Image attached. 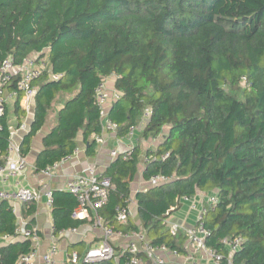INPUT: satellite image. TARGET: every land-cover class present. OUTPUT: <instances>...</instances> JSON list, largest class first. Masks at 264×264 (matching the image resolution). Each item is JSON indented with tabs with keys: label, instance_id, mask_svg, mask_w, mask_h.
<instances>
[{
	"label": "trees",
	"instance_id": "trees-1",
	"mask_svg": "<svg viewBox=\"0 0 264 264\" xmlns=\"http://www.w3.org/2000/svg\"><path fill=\"white\" fill-rule=\"evenodd\" d=\"M34 54L46 56L48 67L32 82L33 116L21 156L48 114L56 115L41 138L36 172L72 154L79 135L86 156L95 155L94 136L102 132L95 89L113 80L120 96L107 116L117 137L139 126L146 109L149 114L133 134L136 145L102 171L113 184L97 210L103 225L142 232L151 245L182 253L185 235L171 234L165 219L182 206L179 197L214 194L218 201L202 221L210 231L205 244L228 264L225 242L240 238L231 264H264V0H0V64L9 55L20 64ZM50 72L61 76L51 79ZM21 99L18 93L12 105L18 126L26 115ZM0 124L3 158L10 143L7 108ZM138 173L146 182L133 194L139 224L129 213L119 224L115 207L128 208ZM153 175L169 180L150 185ZM76 205L70 192L52 190L54 233L94 221L90 214L89 221L73 217ZM34 210V201L22 205L25 229L34 225ZM17 228L11 206L0 201V235L19 238L0 246V264H17L34 250ZM114 250L113 257L78 264L145 258Z\"/></svg>",
	"mask_w": 264,
	"mask_h": 264
},
{
	"label": "built area",
	"instance_id": "built-area-1",
	"mask_svg": "<svg viewBox=\"0 0 264 264\" xmlns=\"http://www.w3.org/2000/svg\"><path fill=\"white\" fill-rule=\"evenodd\" d=\"M48 61L47 57H41L39 54H34L23 59L20 64H15L13 57L11 55L7 56L0 64V118L5 113L6 107L9 101L14 100L18 93H22V100L28 106L32 101L35 89L32 86V82L41 76L45 70H47ZM61 74H55L50 72L51 79H58ZM106 79L101 82L95 89V103L99 109L100 118L102 121V132L100 135L94 136L98 145H102L105 141L103 138V133L105 132H115L116 123L108 118V108L113 99H117L120 94L113 87V80ZM14 83V84H13ZM13 85V87H10ZM149 111L146 109L141 123L139 126H132L129 129L128 136L133 137V134L138 131L143 122L148 117ZM21 129L25 128V124L19 126ZM1 129V124H0ZM10 143L8 147L12 151L18 148L11 143V136L14 134V130L10 128ZM132 148L129 147V149ZM78 148H75L72 154L62 159L60 162L54 164L51 167H47L41 171L45 176H51L52 172L60 163L64 160L76 155ZM119 151L117 149H111L109 154L112 158L118 155ZM167 155V153L165 154ZM128 155L124 156L127 159ZM8 155L5 157L0 156V173L9 172L15 173L25 166L24 157L18 152V158L4 165L1 160H7ZM6 162V161H5ZM169 177L164 175H153L150 177L148 183L150 185H155L157 183L166 182ZM113 187L110 179L103 176L101 172H98L94 166L87 167L85 171L81 173L74 174L66 182L62 190L68 191L76 197L77 205L73 211V217L83 218L85 213L88 215L93 213L95 222L102 230L103 239L99 245H94L88 247L83 253L78 254L77 251L73 250L65 256V261L63 264H78L80 261L92 262L107 259L115 255L114 246L108 241L109 236L117 235L125 240L124 245H119L123 251H128L131 254L142 253L143 256L132 257L127 264H167V259L165 253H172L174 256L183 255V261L179 264H220L222 255L216 252L215 249L208 247L205 244V239L209 236L210 231L203 225V217L210 207H213L218 198L214 194L204 195L203 204L197 211L195 217V223L192 226H184L177 220L165 219L169 232L175 234L177 231L182 230L185 235V241L183 244L182 253H177L166 248L164 245L154 246L149 243V239L142 232H116L109 226L103 225V220L101 216L97 214V210L101 208L107 201L109 189ZM43 195L46 198V205L51 207L52 202V189L49 187L46 181L40 183V190L36 191L30 187H19L15 190H3L0 189V201H7L8 203H15L19 206L30 202L37 201L39 197ZM199 195H201L199 193ZM195 197L182 196L177 199L179 203L190 202L193 205V200ZM207 203L206 205L204 204ZM173 207H171L172 209ZM129 210L127 207L116 206L115 207V219L119 224H124L127 219ZM75 231V228L72 229ZM66 230L57 231L59 234L64 233ZM21 237L24 239H29L32 243L34 250L25 255H21L17 260V264H30L36 248L39 242V235L37 230L32 227L31 229L18 230ZM56 234L51 235L52 240L56 238ZM1 236V235H0ZM4 237V236H2ZM6 237V236H5ZM241 243L240 238H234L231 241H226L225 244L229 250V260L228 264H231L230 256L234 253ZM57 250V244L53 242L50 247V254H54ZM201 252L203 255L207 256L205 260H200L195 256V253ZM164 254V255H163ZM49 262V260H48Z\"/></svg>",
	"mask_w": 264,
	"mask_h": 264
},
{
	"label": "crops",
	"instance_id": "crops-1",
	"mask_svg": "<svg viewBox=\"0 0 264 264\" xmlns=\"http://www.w3.org/2000/svg\"><path fill=\"white\" fill-rule=\"evenodd\" d=\"M13 101H9L7 105V121L11 129L14 130L13 136H11V143L15 148H19V144L22 140L24 134L28 131V126L32 120L33 116V98L32 101L27 106L24 101L20 100V105L26 110V115L22 119L21 124H25V128L21 129L16 123V115L13 110ZM51 113V112H50ZM48 114L45 124L42 128L33 136L30 144L29 152L24 156L25 166L15 173L4 172L0 173V189L3 190H15L19 187H30L36 191L40 190V183L46 181L52 190H62L66 182L74 174L81 173L85 171L87 167L94 166L98 172L105 169L108 163L113 160L109 152L111 149H117L119 152L127 150L129 147L136 145L137 139L135 137H117L115 132H105L103 133V138L105 139L102 145H96V153L94 156H86L84 153L85 145L82 143L81 135L78 136V152L76 155L64 160L62 163L53 170L51 176H45L42 172H36L34 170V160L36 159L37 153L41 149V138L46 134L49 129L55 124L54 121L50 124L47 123L49 119ZM152 142L148 143L151 145ZM18 158V151L13 149L9 150L7 160H3L4 165H8L14 162ZM145 159V158H144ZM146 185V182L142 180L141 174L138 173L131 183V201L128 205L129 214L132 219L139 224V218L137 216L136 203L133 199V194L142 189ZM199 193L195 196L192 203L182 202L177 210L184 207L179 215L171 214L168 219L177 220L184 226H192L195 223V217L198 209L203 204L204 193ZM12 208V212L16 216V223L18 224V230L25 228L27 218L23 217L22 206L18 204L9 203ZM93 217V213L91 214ZM83 217L89 221L90 217L88 213H85ZM34 220L33 227L37 230L39 235V242L36 248L35 254L30 262V264H63L65 261V256L69 251H78L77 249L82 248L83 253L88 247L99 245L102 241V230L94 221L85 223L79 227H70L62 230H66L64 233L59 234L56 232V238L53 241L51 235L53 234V223L50 207L46 205V198L41 195L37 201H35V210L33 214L29 217ZM94 218V217H93ZM75 228V231L72 229ZM19 239L17 236H0V246L7 244L10 241ZM108 241L113 246L124 245L125 240L117 235L109 236ZM55 242L57 244V250L52 255L50 254L51 244ZM164 255V254H163ZM195 256L200 260H205L207 256L203 253H195ZM165 257L167 259V264H179L183 261V255L174 256L172 253L166 252ZM49 260V262H48Z\"/></svg>",
	"mask_w": 264,
	"mask_h": 264
},
{
	"label": "rangeland",
	"instance_id": "rangeland-1",
	"mask_svg": "<svg viewBox=\"0 0 264 264\" xmlns=\"http://www.w3.org/2000/svg\"><path fill=\"white\" fill-rule=\"evenodd\" d=\"M109 81L111 82V80H109ZM56 107H57V106H56ZM55 116H56V115H55V110H53V111L50 113V115H49V119H48L47 123L50 124L52 121H54V117H55ZM158 138H159V136H158ZM148 146H149V145H148ZM183 209H184V207L181 208V209H179V210L174 211L173 214L179 215V212L182 211Z\"/></svg>",
	"mask_w": 264,
	"mask_h": 264
}]
</instances>
